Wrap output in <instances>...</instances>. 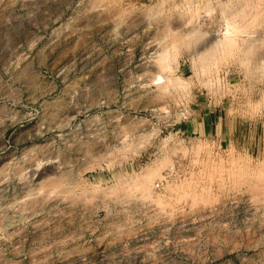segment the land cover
<instances>
[{
	"label": "rangeland",
	"instance_id": "rangeland-1",
	"mask_svg": "<svg viewBox=\"0 0 264 264\" xmlns=\"http://www.w3.org/2000/svg\"><path fill=\"white\" fill-rule=\"evenodd\" d=\"M37 1L0 0V264H264V0L217 82L226 0Z\"/></svg>",
	"mask_w": 264,
	"mask_h": 264
},
{
	"label": "bare ground",
	"instance_id": "bare-ground-1",
	"mask_svg": "<svg viewBox=\"0 0 264 264\" xmlns=\"http://www.w3.org/2000/svg\"><path fill=\"white\" fill-rule=\"evenodd\" d=\"M38 1L36 3H38ZM251 1L252 0H226L224 3L219 5L217 12L219 14V19H221V26L219 28L221 30H219L220 33L216 34V37L210 35L209 31L196 30L194 35L195 38L189 46V59L192 67H195L198 71L197 74L207 75L211 78V81H219L218 72L220 61L227 56L228 53H232V51L236 48L238 34L242 32L243 29H246L248 25V23H246V18L250 17V15H247L248 12H246V9L249 6L248 3ZM255 16L256 15H252L253 18ZM172 77L168 76L167 82H170V78L172 79ZM213 77L214 79H212ZM158 85L160 87H164L166 85V81L164 79L160 80L158 81ZM128 146L124 147L123 150L125 151Z\"/></svg>",
	"mask_w": 264,
	"mask_h": 264
}]
</instances>
